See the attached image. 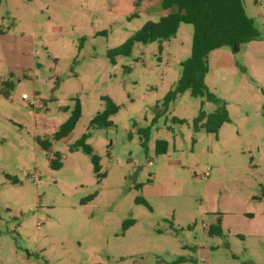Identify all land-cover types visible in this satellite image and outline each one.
<instances>
[{"label": "rangeland", "instance_id": "obj_1", "mask_svg": "<svg viewBox=\"0 0 264 264\" xmlns=\"http://www.w3.org/2000/svg\"><path fill=\"white\" fill-rule=\"evenodd\" d=\"M242 1L258 37L208 56L205 86L230 119L213 135L193 127L216 110L204 98L185 92L162 106L190 56L191 25L161 53L138 43L109 62L108 51L164 16L157 0H0V90L12 83L0 94V264H264V0ZM102 97L119 109L87 140L98 180L69 149ZM74 98L81 117L55 141ZM125 220L134 223L122 232ZM216 225L221 235L209 236Z\"/></svg>", "mask_w": 264, "mask_h": 264}, {"label": "trees", "instance_id": "obj_2", "mask_svg": "<svg viewBox=\"0 0 264 264\" xmlns=\"http://www.w3.org/2000/svg\"><path fill=\"white\" fill-rule=\"evenodd\" d=\"M160 5L162 10H170V12L161 16L155 22H145L121 46L108 51L109 62L113 65L116 57L129 56L132 47L138 43L156 42L158 43V51L161 53L163 43L175 37L180 25H191L190 56L181 63L179 79L175 87L164 96L162 106L168 107L180 94L185 92H188L192 97L204 98L205 101L214 104L216 110L210 115L200 111L193 120V127L195 130L202 128L206 133L216 135L220 127L229 123L230 119L225 109V103L221 102L205 86L204 78L208 72V56L212 51L224 47L235 54L240 51L243 45L256 40L258 33L253 20L247 17L242 0H161ZM126 71L129 72V69H126ZM11 90L12 83L9 81L4 82L0 94L7 98ZM72 101L73 107L67 119L59 126L54 135L55 141L66 138L73 131L81 117L82 110L79 100L74 98ZM101 101L105 102L104 109L90 119L85 132L69 149L70 152L80 150L89 158L92 171L98 180L104 177L100 173V159L91 146L87 144V140L91 131L110 127L112 125L110 118L119 109L108 97H102ZM173 121L183 122L177 119H173ZM138 132L141 135L142 146L145 147L150 129H140ZM40 145L45 150L50 147L47 142H41ZM166 146L165 141L157 140L155 142V152L164 154ZM60 160L61 155L58 152L54 153L53 159L49 163L50 169L59 170L62 166ZM94 196H88L81 203L91 201ZM135 203L147 206L142 199H137ZM133 223V220H125L122 223V232H125ZM208 235L220 236V227L218 225L211 227Z\"/></svg>", "mask_w": 264, "mask_h": 264}, {"label": "built area", "instance_id": "obj_3", "mask_svg": "<svg viewBox=\"0 0 264 264\" xmlns=\"http://www.w3.org/2000/svg\"><path fill=\"white\" fill-rule=\"evenodd\" d=\"M21 98H22V100L28 102L29 105H31V106L35 105V103H36V101H29V97H28L26 94H22V95H21ZM207 171H209V170L207 169ZM204 177H205V178L208 177V173H207V172H206V174L204 175ZM39 226H40V223H36V228H37V229L39 228Z\"/></svg>", "mask_w": 264, "mask_h": 264}, {"label": "crops", "instance_id": "obj_4", "mask_svg": "<svg viewBox=\"0 0 264 264\" xmlns=\"http://www.w3.org/2000/svg\"><path fill=\"white\" fill-rule=\"evenodd\" d=\"M158 2H161V0H157ZM152 3V1H150L149 3H148V5L149 4H151ZM170 12V10H163V12H162V14L163 15H166V14H168Z\"/></svg>", "mask_w": 264, "mask_h": 264}]
</instances>
